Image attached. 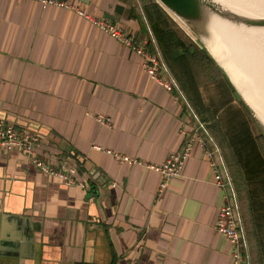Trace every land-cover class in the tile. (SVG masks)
<instances>
[{"label": "crops", "instance_id": "1", "mask_svg": "<svg viewBox=\"0 0 264 264\" xmlns=\"http://www.w3.org/2000/svg\"><path fill=\"white\" fill-rule=\"evenodd\" d=\"M72 1L91 19L0 0V120L38 135L44 164L67 170L79 160L74 178L84 184L0 149V264H231V242L214 230L225 199L201 141L164 187L146 167L195 134L218 148L234 182L244 264H264V141L225 71L157 0ZM155 6L167 20L159 43L148 20ZM94 19L116 24L136 46L150 39L179 92L164 89L141 55Z\"/></svg>", "mask_w": 264, "mask_h": 264}, {"label": "built area", "instance_id": "2", "mask_svg": "<svg viewBox=\"0 0 264 264\" xmlns=\"http://www.w3.org/2000/svg\"><path fill=\"white\" fill-rule=\"evenodd\" d=\"M35 1H37L42 8L47 6L64 7L74 10L76 13L84 16L85 18L91 19L87 14H85L84 10L72 0ZM94 22L100 29L108 32L112 37L134 48L135 51L141 55L143 65L146 67L151 77L159 81L163 85L164 89L169 92L173 90H177L179 92V87L175 78L169 73L168 68L162 62L158 53L152 54L146 45H134L133 39L131 37L124 35L116 24L106 19H94ZM160 70L166 73L165 77L160 74ZM180 96L183 97L182 93H180ZM95 119L101 124L109 125L111 122V119L104 115H97L95 116ZM198 127L201 130H204L201 123L198 124ZM195 140H200L202 145L206 148L207 156L210 159V165L214 171L215 184L223 192L225 199L224 204L218 210L217 217L214 222V230L218 234L225 236L231 242V264H244L242 255H246L247 253V242L239 213L237 193L232 177L226 166L221 161L218 148L215 145H208L207 140L195 134L185 138L182 146L175 152L171 153L164 163L161 165L147 164L146 167L151 168L161 174V186L164 187L167 181L173 177H176L180 173L186 159L190 155L192 145ZM39 146L40 138L38 135L32 133L28 127L18 126L5 119L0 120L1 150L20 152L26 155L40 171L52 176H56L66 182V184L71 185L77 183L79 186L84 187L82 182L76 181L74 178V173L77 172L76 168L71 167L67 170H61L44 164L43 161H41L35 154V151ZM112 154L114 158L120 162H137L136 159L130 158L126 155H121L119 153Z\"/></svg>", "mask_w": 264, "mask_h": 264}, {"label": "bare ground", "instance_id": "3", "mask_svg": "<svg viewBox=\"0 0 264 264\" xmlns=\"http://www.w3.org/2000/svg\"><path fill=\"white\" fill-rule=\"evenodd\" d=\"M215 1L240 15L264 17V0ZM216 24L212 25V30L218 39L207 47L264 123V98L262 102L255 99L253 85L255 74L264 67V28L236 29L225 22Z\"/></svg>", "mask_w": 264, "mask_h": 264}, {"label": "water", "instance_id": "4", "mask_svg": "<svg viewBox=\"0 0 264 264\" xmlns=\"http://www.w3.org/2000/svg\"><path fill=\"white\" fill-rule=\"evenodd\" d=\"M171 15H173L186 29L191 31L195 37L204 44V48L207 53L214 59L218 65L225 71L226 75L230 79L231 83L238 91V95L244 102L245 106L249 110L251 116L253 117L255 123L258 126L260 133L264 138V123L256 114L254 109L246 102L241 92L237 86L232 81L231 77L228 75L223 66L216 60L213 54L208 49V43L218 39L215 37L212 30V25L218 22H225L236 29L245 28H264V17L257 16H246L240 15L232 10L225 8L222 4L215 0H157ZM218 25V24H216ZM223 26V25H222ZM94 188L89 189V193L93 191ZM23 233L29 232V227L24 226ZM33 242V240H32ZM12 245L17 246L15 241H11Z\"/></svg>", "mask_w": 264, "mask_h": 264}, {"label": "trees", "instance_id": "5", "mask_svg": "<svg viewBox=\"0 0 264 264\" xmlns=\"http://www.w3.org/2000/svg\"><path fill=\"white\" fill-rule=\"evenodd\" d=\"M152 8H153V11H154V17H150V18H148V20H149V23L151 25L150 28L152 29L151 31H152V33L154 35V38L156 40V43H159L161 32L167 27V20H166V15L157 6L152 7ZM151 44H152V41L149 39L146 42V47L153 54V53H155V50H153L154 48H152V46L149 47V45H151ZM160 52H161V50H160ZM203 52L205 53L204 55H205L206 58L212 60V58L210 57V55L207 53L206 50H203ZM161 54H162V52H161ZM162 57L164 58L163 54H162ZM188 102H190V104H191V101H188ZM200 118H201V120L203 122H205L206 119H204L202 116H200ZM258 138L259 139H262L264 141L263 136H262V134L260 132H259ZM74 156H75V158L77 160V154H75ZM77 164L78 165L76 166V169L77 170H80V166H81L80 164H81V162L79 160H77ZM238 189H239L240 201H241V204H242V208H244V201H243V199L245 200V198H247V197L245 196V193H243V195H242V192L243 191L241 192V189L239 187H238ZM248 214H251V213L248 211ZM245 224H246V227H247V230H248L249 229V224H248L247 220H246V223Z\"/></svg>", "mask_w": 264, "mask_h": 264}, {"label": "rangeland", "instance_id": "6", "mask_svg": "<svg viewBox=\"0 0 264 264\" xmlns=\"http://www.w3.org/2000/svg\"><path fill=\"white\" fill-rule=\"evenodd\" d=\"M190 33H191V31H190ZM192 35L195 36L193 33H192ZM194 38H196V37H194ZM195 40L199 44H202L197 40V38ZM263 71H264V67H263V69H260L259 72H257L255 74L256 81H255V83L253 82V85L255 87V99L257 98L260 102H262V99L264 98V72ZM243 262H244V260H243Z\"/></svg>", "mask_w": 264, "mask_h": 264}]
</instances>
